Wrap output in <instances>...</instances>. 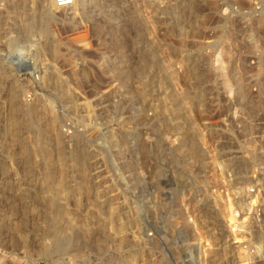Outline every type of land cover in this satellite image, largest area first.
I'll return each mask as SVG.
<instances>
[{
	"label": "rangeland",
	"instance_id": "1",
	"mask_svg": "<svg viewBox=\"0 0 264 264\" xmlns=\"http://www.w3.org/2000/svg\"><path fill=\"white\" fill-rule=\"evenodd\" d=\"M0 65V264H161L128 217L165 190L191 264H264V0H0Z\"/></svg>",
	"mask_w": 264,
	"mask_h": 264
},
{
	"label": "built area",
	"instance_id": "2",
	"mask_svg": "<svg viewBox=\"0 0 264 264\" xmlns=\"http://www.w3.org/2000/svg\"><path fill=\"white\" fill-rule=\"evenodd\" d=\"M79 1L81 0H53V4L57 8H64ZM220 164L230 165V161ZM197 195L206 198L207 192ZM134 197L140 200L142 205L136 209L137 214L133 217V222L136 224V235L132 234L133 238L143 240L149 248H152L151 256L161 264H171V260L176 261L179 258L182 259L178 260L180 264H191L194 254L200 253L199 249L201 251L199 241L187 240L188 231L195 228V212H186L183 221L174 218L178 208L175 201L176 194L172 190L148 192ZM143 198L145 200H142ZM198 200L201 202H197V210L201 208L209 210L210 206L216 208V205H212L209 200L204 203L200 198ZM180 207L182 210L186 209L183 203H180ZM226 208L225 233L230 243V196L227 198ZM234 226H231V229Z\"/></svg>",
	"mask_w": 264,
	"mask_h": 264
},
{
	"label": "bare ground",
	"instance_id": "3",
	"mask_svg": "<svg viewBox=\"0 0 264 264\" xmlns=\"http://www.w3.org/2000/svg\"><path fill=\"white\" fill-rule=\"evenodd\" d=\"M31 21V19L29 20ZM29 25V24H28ZM31 27V26H30ZM28 29V28H27ZM5 78V72H4V68L2 67V65H0V79H4ZM63 86V85H61ZM58 87V86H57ZM61 90V89H60ZM59 90V91H60ZM64 94L66 93L68 95V90L67 88L65 87L64 89ZM61 93V92H60ZM62 95V94H61ZM16 97V94H12L11 95V100H16L15 99ZM63 97V96H62ZM18 106V107H17ZM17 111L20 109V106L19 105H16V107H14ZM14 109V110H15ZM20 111V110H19ZM209 209L213 212L214 209H212V207L210 206ZM108 212H109V218L108 220L110 221L111 223V231L107 232V236L109 237V240H110V243L111 244H114V245H118V247L122 248V245H120L121 242H117V236L122 232L124 231L125 229V226H126V223L125 221H120V217L117 215V209L113 206H109L108 207ZM106 218V217H105ZM133 220V217H128V223H130L131 221ZM106 221V219H105ZM86 235V234H85ZM75 236V235H74ZM83 237H86V236H83ZM73 239V238H72ZM85 241H86V238H84ZM127 241V240H126ZM59 242V241H58ZM62 243V242H61ZM89 245V244H88ZM132 245V244H131ZM61 247V245H60ZM63 247V245H62ZM127 247V246H126ZM57 249V248H56ZM129 250V249H128ZM48 250L46 249H42L41 253L42 255H45L47 253ZM50 251V250H49ZM123 252V251H122ZM125 252V251H124ZM135 252V251H134ZM132 252V249L131 251H128L126 253H123V254H120L121 256V260L122 261H127V263L129 264H133L134 263V258L136 257V252L134 253ZM198 252H200V249L198 250ZM50 253V252H49ZM48 253V254H49Z\"/></svg>",
	"mask_w": 264,
	"mask_h": 264
}]
</instances>
